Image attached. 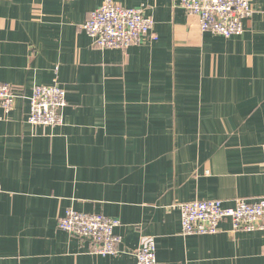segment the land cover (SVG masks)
<instances>
[{"label":"crops","instance_id":"0c3cea01","mask_svg":"<svg viewBox=\"0 0 264 264\" xmlns=\"http://www.w3.org/2000/svg\"><path fill=\"white\" fill-rule=\"evenodd\" d=\"M143 7L151 35L126 50L82 29L103 0L0 1L2 264H264V231L182 236L180 203L264 197V0L240 36L201 32L180 0ZM66 93L60 127L27 123L34 86ZM67 210L120 222L115 256L58 229Z\"/></svg>","mask_w":264,"mask_h":264},{"label":"built area","instance_id":"2783aa9c","mask_svg":"<svg viewBox=\"0 0 264 264\" xmlns=\"http://www.w3.org/2000/svg\"><path fill=\"white\" fill-rule=\"evenodd\" d=\"M250 1L180 0V7L198 19L201 32L228 39L243 34V23L253 14ZM145 10L143 7L124 8L112 0H103L98 9L90 12L83 30L96 47L126 50L152 33L154 22ZM15 98L11 87L0 83L3 116L11 112ZM65 106L66 93L61 87L34 86L29 98L27 123L31 126L60 127L63 125L62 111ZM176 207L180 213L182 236L217 234L219 225L226 221L230 222L231 232L264 231V197L252 201L238 199L230 207H224L220 201L184 202ZM119 225L118 220L101 214H83L73 210H67L58 221L60 231L89 240L93 244L92 254L101 257L119 253L122 239L115 234ZM155 251L153 238H145L133 253L136 264H157Z\"/></svg>","mask_w":264,"mask_h":264},{"label":"rangeland","instance_id":"374dc122","mask_svg":"<svg viewBox=\"0 0 264 264\" xmlns=\"http://www.w3.org/2000/svg\"><path fill=\"white\" fill-rule=\"evenodd\" d=\"M63 1V0H62ZM65 1H68V0H65ZM84 26V25H83ZM82 29H83V27H82Z\"/></svg>","mask_w":264,"mask_h":264}]
</instances>
